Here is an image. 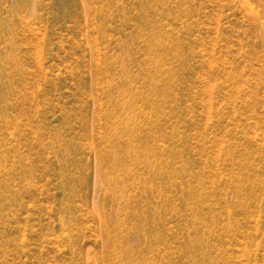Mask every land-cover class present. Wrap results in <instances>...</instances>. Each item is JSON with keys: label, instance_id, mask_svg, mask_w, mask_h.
Listing matches in <instances>:
<instances>
[{"label": "rangeland", "instance_id": "rangeland-1", "mask_svg": "<svg viewBox=\"0 0 264 264\" xmlns=\"http://www.w3.org/2000/svg\"><path fill=\"white\" fill-rule=\"evenodd\" d=\"M0 264H264V0H0Z\"/></svg>", "mask_w": 264, "mask_h": 264}]
</instances>
